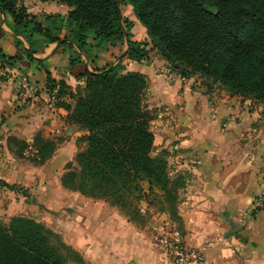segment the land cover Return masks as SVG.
<instances>
[{
    "label": "trees",
    "instance_id": "1",
    "mask_svg": "<svg viewBox=\"0 0 264 264\" xmlns=\"http://www.w3.org/2000/svg\"><path fill=\"white\" fill-rule=\"evenodd\" d=\"M57 1L69 7L66 16L43 14L41 22L18 0H0V12L10 16L11 29L29 45L23 48L29 61L41 62L33 56L39 42L36 35L41 43L61 40L75 46L79 51L71 57V65L81 62L80 54L87 57L92 48L123 42L127 48L122 57L139 62L148 58L151 44L179 76L198 74L219 82L233 95L264 102V0ZM123 2L131 5L149 40L132 38V22L120 11ZM21 60L20 54H5L0 47L1 69ZM83 76V85L72 89L45 68V88L56 98L55 105L67 111V121L86 131L81 136L85 148L74 156L76 167L67 163L61 184L85 196L113 197L117 203L124 193L139 190L142 178L149 186H159L168 199L176 198L177 182L168 179L164 155L150 154L154 114L143 102L144 75L127 70L119 59L85 69ZM8 140L20 144L13 151L18 155L32 146L35 164H43L56 149V142L39 131L31 144L16 136ZM67 251L71 248L58 234L30 217L13 216L7 225L0 224V264H69Z\"/></svg>",
    "mask_w": 264,
    "mask_h": 264
},
{
    "label": "crops",
    "instance_id": "2",
    "mask_svg": "<svg viewBox=\"0 0 264 264\" xmlns=\"http://www.w3.org/2000/svg\"><path fill=\"white\" fill-rule=\"evenodd\" d=\"M18 1L40 20L43 14L64 17L69 9L57 0ZM10 23V16L0 12V47L5 54L14 55L29 45L13 32ZM144 31L142 39L133 38V34L132 38L149 40ZM64 32L62 28L60 36ZM35 38L39 42L33 56L41 62L28 61V75L43 81L46 68L52 77L65 80L72 89L83 85V72L92 69L90 63L100 67L114 63L127 48L123 42L115 58L110 56L116 45L100 51L92 48V57L89 52L87 57L81 53V62L71 65L72 54L79 51L75 46L69 47L61 40L41 43L40 36ZM16 40L20 41L19 46ZM121 60L127 70L145 77V101L149 109L156 111L150 122L153 148L157 154L165 155L167 161L177 159V178L171 181L177 182L175 213L181 229L168 214L153 213L151 208L150 228L154 232L156 214L171 220L188 245L209 242L204 250L205 264H264V206L253 208L256 196L264 195V116L251 125L257 112L247 114L243 109L251 98L217 94L196 81L198 75L169 79L160 70L165 60L158 54L149 52L148 58L139 62L125 56ZM2 70L7 73L8 66L0 68L1 74ZM65 115L64 108L53 107L50 122L55 124L60 117L65 122ZM23 122L27 124L26 120ZM13 133L18 135L15 130ZM41 134L45 136L44 130ZM83 201L86 226L70 232L69 242L87 264H167L165 256L153 245L149 230L137 227L117 207L103 200L86 196ZM230 228H236L239 236L228 235Z\"/></svg>",
    "mask_w": 264,
    "mask_h": 264
},
{
    "label": "rangeland",
    "instance_id": "3",
    "mask_svg": "<svg viewBox=\"0 0 264 264\" xmlns=\"http://www.w3.org/2000/svg\"><path fill=\"white\" fill-rule=\"evenodd\" d=\"M120 11L123 17L132 21L133 38L142 39L145 36V29L135 17L131 5L127 2L120 3ZM36 18L41 22L43 21V19L40 20L37 14ZM108 45L111 44L106 43L104 48L96 50H104ZM115 45L117 49L110 56L112 58H115L116 54L122 50L123 44L117 43ZM150 45L148 46L150 48L149 52L158 54L155 52V48L151 49ZM88 52L92 57L94 51L89 50ZM18 54L22 56V60L14 67H8L5 78H0L2 83L0 85V224L7 225L11 217L20 215L39 221L58 234L60 239L71 248L70 252L67 251L69 264H87L84 256L74 247L73 243L70 244L69 242L70 232L75 233L79 226H86L84 219L86 203L83 201L86 196L76 190L64 187L60 181L68 162L72 163L71 168L76 167L74 156L79 150L85 148V142L81 139L84 131L74 123L64 122L63 117H60L55 124L50 122L52 118L49 117V114L52 112L53 107L57 108L55 105L57 100L46 91L45 78L42 81L37 76L28 75L30 67H28L27 62L29 60L26 58L23 47ZM75 55L76 52L72 54V56ZM119 59H122V57ZM30 62L36 63L35 61ZM110 63L108 62L105 65ZM90 66L91 68H100V66H96V63L95 65L90 63ZM103 66L101 65V67ZM4 81L7 83L4 84ZM196 81H200L207 89L215 90L217 94H231L224 85L213 82L210 78L198 75ZM238 96L242 97V95ZM243 97L247 99V96ZM145 98L146 89L143 102L147 106ZM248 98H251L252 101L246 102L243 109L246 110L247 114H251L253 111L257 112V118L252 119L251 124L255 125L260 116H264V102L252 97ZM66 100L70 101L69 98H66ZM243 100L241 101L243 102ZM155 112L153 111V114ZM23 120H26L27 124L24 125ZM13 130L18 135H15ZM43 130L45 133L44 138L56 142L54 154L52 153V156L43 164H35L36 153L32 146L24 148L21 155L14 153L15 150H18L20 144L14 140L9 142V136L24 138L28 144H31L35 133L38 131L41 133ZM8 145H11L12 149H9ZM150 154L152 156L158 155L155 148L151 150ZM176 162L177 159L175 161L174 158H168L167 174L169 180L177 178L174 177ZM7 184L12 187L9 188ZM138 186L139 190L124 193V197L119 198L117 203L113 197L90 198L100 199L117 207L137 227L149 230L151 237H153L154 232L149 226L152 215L150 208L154 211L153 213L168 214L179 225V219L175 213L176 198L173 200L168 199L159 186H149L146 179H139ZM176 189L178 190V187ZM174 192H176L175 189ZM139 199L142 200L139 202ZM138 204L149 206H147L148 210L144 215L140 214L137 208ZM178 227L181 229L180 225ZM73 253H77L81 262L73 259L75 258Z\"/></svg>",
    "mask_w": 264,
    "mask_h": 264
},
{
    "label": "built area",
    "instance_id": "4",
    "mask_svg": "<svg viewBox=\"0 0 264 264\" xmlns=\"http://www.w3.org/2000/svg\"><path fill=\"white\" fill-rule=\"evenodd\" d=\"M160 70L171 80L183 78L167 62L161 64ZM147 206V204H138L137 208L140 213L144 214L148 210L149 206ZM263 206L264 195L260 193L253 201V208L259 209ZM153 228V245L165 256L167 264H205L204 250L210 245L209 242L200 245H188L182 231L171 220L156 214Z\"/></svg>",
    "mask_w": 264,
    "mask_h": 264
},
{
    "label": "water",
    "instance_id": "5",
    "mask_svg": "<svg viewBox=\"0 0 264 264\" xmlns=\"http://www.w3.org/2000/svg\"><path fill=\"white\" fill-rule=\"evenodd\" d=\"M60 41V40H59ZM124 53H121L119 56H118V59L121 58L123 56ZM228 235H231V234H236L237 236H239V234L237 233V229L236 228H230L228 230Z\"/></svg>",
    "mask_w": 264,
    "mask_h": 264
}]
</instances>
